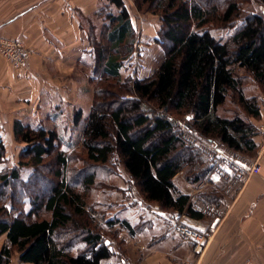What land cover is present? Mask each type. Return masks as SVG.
Returning a JSON list of instances; mask_svg holds the SVG:
<instances>
[{
	"label": "trees",
	"instance_id": "obj_1",
	"mask_svg": "<svg viewBox=\"0 0 264 264\" xmlns=\"http://www.w3.org/2000/svg\"><path fill=\"white\" fill-rule=\"evenodd\" d=\"M199 1L134 0L139 12L151 9L163 23L154 38L163 56L136 79L131 59L140 31L133 23V6L104 0L88 19L91 80L99 88L85 118L82 148L69 154L56 127L16 119L12 131L24 146L18 164L9 168L3 166L7 146L0 136V237L6 238L0 264H9L14 252L22 264H103L115 247L96 217L110 230L120 224L130 235L145 229L146 222L107 218L114 204L104 199L108 185L98 176L109 180L114 157L144 201L172 217L203 218L189 195L175 194L174 178L188 168L189 180H204L219 159L190 150L178 118L191 116L189 126L205 140L237 152L257 150L260 132L254 120L264 110L256 95H247L244 82L250 76L264 95V16L241 18L247 0H221L209 7ZM220 28L233 30L219 36L214 30ZM82 120L83 110L76 109V127ZM26 167L31 172L24 178ZM12 180L21 192L7 191ZM98 189L101 195L92 200ZM39 190L42 194L34 193Z\"/></svg>",
	"mask_w": 264,
	"mask_h": 264
},
{
	"label": "crops",
	"instance_id": "obj_2",
	"mask_svg": "<svg viewBox=\"0 0 264 264\" xmlns=\"http://www.w3.org/2000/svg\"><path fill=\"white\" fill-rule=\"evenodd\" d=\"M103 1L0 0V35L20 39L32 50L28 66L23 70L15 69L0 55V76L6 85L14 87L19 84L20 91H24L21 100L31 105L32 113L40 112L45 105L56 108L60 101L69 102L68 95L73 98L83 96L88 90L72 85L66 89L51 73H71L79 62L92 63L87 44L88 19L95 16ZM125 3L130 7L127 0ZM154 37L151 39L157 44ZM70 82L76 81L71 78L67 83ZM229 177L238 175L235 173ZM229 177L213 171L208 178L201 180L204 182L201 184V198L203 195L208 199L211 197L212 203L220 210L218 217L206 214L210 218L198 219L199 224L207 226L208 232L202 264H264V165L260 172L250 176L245 174L234 180ZM174 182L178 188L176 176ZM207 185L212 187L207 190ZM190 189L182 185L177 191L189 195ZM128 207L123 203L120 210L125 213ZM134 207L139 208V213L132 219L117 217L132 224L146 222L145 229L134 235L122 231L125 250L114 246L115 254L103 264H184L198 256L194 251L196 241L182 239L175 230V220L158 204L140 198ZM180 218L181 215L176 220Z\"/></svg>",
	"mask_w": 264,
	"mask_h": 264
},
{
	"label": "rangeland",
	"instance_id": "obj_3",
	"mask_svg": "<svg viewBox=\"0 0 264 264\" xmlns=\"http://www.w3.org/2000/svg\"><path fill=\"white\" fill-rule=\"evenodd\" d=\"M219 1L221 0H200L199 2H201L202 5H205V7H209L213 4H217ZM127 2L133 6L132 10L134 15V24L140 31L134 51H136V48L138 46H140L141 44L143 45V56L138 59V67H136L135 69V75L137 77L139 74L142 75L144 73H148L151 69H153V67L158 64V61L163 56V46L158 43L155 44L153 39H151V37L156 36L160 32L163 23L160 16L158 14H154L151 9H149L148 12L145 13L139 12L134 5V0H127ZM249 13H260L264 16V2L261 0H247V2L243 5V13L241 18H243ZM98 18H104V13L100 14ZM101 19H99L98 21H100ZM232 30V28H220L215 29L214 32L219 36H226L231 33ZM103 36L104 34L101 35L100 38L104 42L105 38H103ZM87 44H91V39H88ZM147 46L151 47V49L147 50ZM2 58L5 62L9 63L4 57ZM93 68V63L91 62L87 65L79 62L76 66H73V71L71 73L69 71L59 72L57 73L58 75H56V73H51V76L58 82V84H61L62 87H65L66 89H69L70 85L76 86V88L80 86L87 87L88 90H85V93L88 92V94L84 93L83 96H78L74 98L68 95V103L63 101L57 103L54 101L55 103L59 104L56 108H47L45 105V107L40 110V112L36 113H32L31 105H26L22 102L21 93L24 91L23 89L20 91L19 84H14V87L9 84L6 85V82L2 81L4 80L3 77L0 76V136L2 137L7 146L6 161L3 163V166L12 168L16 164H18L19 155L24 146L16 141L12 131L13 122L16 119L23 120L24 122L30 123L32 125L42 123L48 128L56 127L64 137V144L62 148L65 149L66 152H68L69 154H72V152L76 149L82 148L81 137L85 124V118L94 105L95 93L96 90L99 88L98 81L90 79V77L92 76L91 72ZM244 74L246 75V73ZM71 78H73L76 82L67 83ZM244 84L246 87L247 95H256L258 99L261 100V106L264 110V95H262L261 93L259 94L260 89L258 84L253 81L250 76L247 75ZM128 96L129 95H127V97ZM51 103H53V101H51ZM79 108L83 109V120L76 127V125L74 124V112L76 109ZM190 118L191 116L189 115H186L183 118H178L181 124V127L178 129L181 132V136L184 139L185 144L189 146L190 150L196 148L201 151V149L203 150L201 145H205V139L201 138V134L198 133L196 129H193V127L189 126L188 121ZM256 121H258L257 126L264 124V118L262 117L261 119ZM260 137L261 136H258L259 139ZM203 147L206 149L203 150V152L209 155L208 149L205 146ZM226 148L228 149L227 152L229 153H234L237 156L249 159L252 158L250 157L251 155H253L254 158L258 150L257 148V150H255L254 152L249 153L237 152L227 146ZM198 161L201 162L200 159ZM79 166H82V163H79ZM108 167L110 172L112 173V176L109 177V180L103 178L104 174L100 173L101 175L98 176L99 182L103 181L106 182L105 184L108 185V187H106V190L104 188L101 189V191H106L104 199L109 202H113L114 204L112 209H110V211L107 213V218H113L117 216H129V218L132 219L136 213H139V210H137L139 208L136 209L134 207V204L139 201V199L142 197L138 193L134 182L130 179L131 177L125 171L124 167L118 162L117 157L113 158V161L108 165ZM187 167L195 168L191 165H188ZM219 168L225 171L227 165L224 166V164H220ZM188 171L189 169L185 168L183 171L176 175V180L178 182L177 189L179 190V187L181 188L182 185L184 188H187L189 186L191 188L189 192L190 200L193 202L194 207L195 205L201 207V184L203 185L204 182H202L201 179H199L197 182H192L191 180H189ZM215 171H218V169H216ZM30 172V167H26L25 169H23L22 176L24 178H27ZM211 187L212 186L207 185V190ZM10 189H14L16 191L21 192L17 180H12L11 188H8L7 191L10 192ZM99 191L100 190L98 189V191L94 192V194L92 192V200L94 197L97 198V196L101 195V192L99 193ZM179 192L181 191H178V193ZM34 193H37L39 195L40 193L42 194L40 190ZM123 203H126L127 206H130L128 207L127 212L125 213L120 210L123 206ZM137 207H139V205ZM184 215L190 217L187 214ZM207 217L208 216L206 214H203L204 219ZM172 218L177 219L175 215ZM190 218L196 223H198L199 221L198 219L192 217ZM95 222L98 225L100 224V228L102 226V229L105 231L107 238H110L112 240L114 246L117 245V247H119L121 250H125V241L121 237V232H127V230L123 229L120 224L114 226L110 230L108 225L105 223V220L103 218H100V216L96 217ZM115 232H119V235L115 234ZM73 233H77V230H74ZM5 242V236H1L0 251ZM197 255L198 256H196L195 259H192L191 261H194L195 264H201V254L197 253ZM9 264H22L18 260V254L16 252H14L12 260Z\"/></svg>",
	"mask_w": 264,
	"mask_h": 264
},
{
	"label": "built area",
	"instance_id": "obj_4",
	"mask_svg": "<svg viewBox=\"0 0 264 264\" xmlns=\"http://www.w3.org/2000/svg\"><path fill=\"white\" fill-rule=\"evenodd\" d=\"M0 55H2L6 60H8L11 65L17 70H23L27 68L28 63L31 59L32 50L28 48L24 42L20 39L1 36L0 35ZM143 56V45L141 44L134 51L131 64L138 67V59ZM139 77V76H137ZM135 75V79L137 78ZM127 97V96H125ZM129 97V96H128ZM260 132V142L258 145V150L254 158H244L235 155L234 153L227 152L228 149L224 143H215L212 141L205 140V145H201L203 150H206L203 146L208 149L209 155L219 159L216 169L221 174H225V177L229 175L237 174L238 177L248 174L260 172L262 166L264 165V124L258 126ZM222 161V162H221ZM220 164L227 165L226 170L219 168ZM238 177H229L230 180H234ZM195 210L208 214L210 216L218 217L220 215L219 208L212 202L201 198V207L195 205ZM175 220V230L180 235V237L186 241L195 240V251L201 254V264L202 256L206 249L208 232L207 226L204 224H199L193 221L190 217L181 215L179 220ZM184 264H195L194 261L187 260Z\"/></svg>",
	"mask_w": 264,
	"mask_h": 264
},
{
	"label": "water",
	"instance_id": "obj_5",
	"mask_svg": "<svg viewBox=\"0 0 264 264\" xmlns=\"http://www.w3.org/2000/svg\"><path fill=\"white\" fill-rule=\"evenodd\" d=\"M217 221H218V219H217ZM107 243H109V240L107 241Z\"/></svg>",
	"mask_w": 264,
	"mask_h": 264
}]
</instances>
